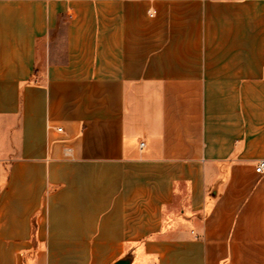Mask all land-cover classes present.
<instances>
[{
  "label": "crops",
  "instance_id": "1",
  "mask_svg": "<svg viewBox=\"0 0 264 264\" xmlns=\"http://www.w3.org/2000/svg\"><path fill=\"white\" fill-rule=\"evenodd\" d=\"M260 159L264 0H0V264H264Z\"/></svg>",
  "mask_w": 264,
  "mask_h": 264
},
{
  "label": "built area",
  "instance_id": "2",
  "mask_svg": "<svg viewBox=\"0 0 264 264\" xmlns=\"http://www.w3.org/2000/svg\"><path fill=\"white\" fill-rule=\"evenodd\" d=\"M60 130V128H58ZM141 145H143V142H141ZM254 170L256 173H262L264 172V159H260L254 166Z\"/></svg>",
  "mask_w": 264,
  "mask_h": 264
},
{
  "label": "water",
  "instance_id": "3",
  "mask_svg": "<svg viewBox=\"0 0 264 264\" xmlns=\"http://www.w3.org/2000/svg\"><path fill=\"white\" fill-rule=\"evenodd\" d=\"M114 264H126V262L123 260H119V261L115 262Z\"/></svg>",
  "mask_w": 264,
  "mask_h": 264
}]
</instances>
